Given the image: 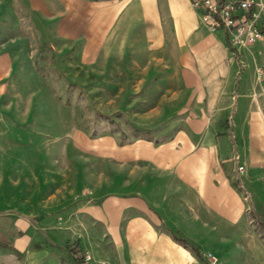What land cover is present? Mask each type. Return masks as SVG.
<instances>
[{"label": "crops", "instance_id": "0c3cea01", "mask_svg": "<svg viewBox=\"0 0 264 264\" xmlns=\"http://www.w3.org/2000/svg\"><path fill=\"white\" fill-rule=\"evenodd\" d=\"M42 18L81 25L74 34H97L104 52L129 45L162 60L195 117L170 139L131 146L130 158L146 173L128 191L90 189L71 198L51 188L30 192L33 206L0 211V264H79L83 252L91 264H203L199 251L214 252L201 244L225 245L242 217L234 128L246 138L241 162L263 158L264 32L235 56L226 32L209 30L189 0H0V20ZM2 50L0 65H8Z\"/></svg>", "mask_w": 264, "mask_h": 264}, {"label": "rangeland", "instance_id": "374dc122", "mask_svg": "<svg viewBox=\"0 0 264 264\" xmlns=\"http://www.w3.org/2000/svg\"><path fill=\"white\" fill-rule=\"evenodd\" d=\"M80 26L66 18L0 20V49L9 58L0 65V211L33 206L30 192L51 188L71 198L128 191L146 173L130 158L131 146L170 139L195 117L171 67L129 45L104 52L97 34H74ZM102 39L111 44L109 35ZM235 133L230 153L244 169L233 183L242 217L225 245L201 244L214 252L199 251L203 264H264V151L261 162L243 164L246 138Z\"/></svg>", "mask_w": 264, "mask_h": 264}, {"label": "built area", "instance_id": "2783aa9c", "mask_svg": "<svg viewBox=\"0 0 264 264\" xmlns=\"http://www.w3.org/2000/svg\"><path fill=\"white\" fill-rule=\"evenodd\" d=\"M191 6L200 10L201 20L209 30H223L233 51L237 55L238 48L253 43L263 35L264 27L257 21H264V3L262 0H189ZM236 159V155L233 156ZM243 167L235 166L236 174ZM238 180V179H237ZM239 182V180H238ZM92 258L87 252L80 255L79 264H91ZM97 264H105L97 261Z\"/></svg>", "mask_w": 264, "mask_h": 264}, {"label": "trees", "instance_id": "16d2710c", "mask_svg": "<svg viewBox=\"0 0 264 264\" xmlns=\"http://www.w3.org/2000/svg\"><path fill=\"white\" fill-rule=\"evenodd\" d=\"M181 241H183L181 238H179ZM189 245V244H188Z\"/></svg>", "mask_w": 264, "mask_h": 264}]
</instances>
